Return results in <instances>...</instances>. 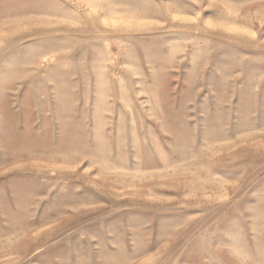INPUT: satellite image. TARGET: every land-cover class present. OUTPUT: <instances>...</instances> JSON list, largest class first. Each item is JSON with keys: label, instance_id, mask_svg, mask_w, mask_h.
Instances as JSON below:
<instances>
[{"label": "rangeland", "instance_id": "rangeland-1", "mask_svg": "<svg viewBox=\"0 0 264 264\" xmlns=\"http://www.w3.org/2000/svg\"><path fill=\"white\" fill-rule=\"evenodd\" d=\"M0 264H264V0H0Z\"/></svg>", "mask_w": 264, "mask_h": 264}]
</instances>
